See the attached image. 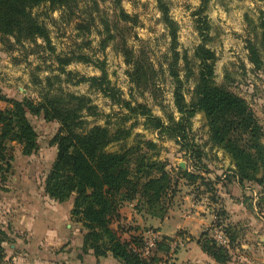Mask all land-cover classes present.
Segmentation results:
<instances>
[{"label":"rangeland","instance_id":"rangeland-1","mask_svg":"<svg viewBox=\"0 0 264 264\" xmlns=\"http://www.w3.org/2000/svg\"><path fill=\"white\" fill-rule=\"evenodd\" d=\"M167 3L171 17L178 25V51L181 55H188L195 71H197L195 50L203 42L199 27L208 22L210 29L207 32L206 44L216 52L218 58L215 67L216 83L244 98L264 131V65L258 69L251 63L247 46L250 40L256 42L264 59V29L261 28L260 19L264 2L167 0ZM122 10L131 17V20H124L121 16ZM34 14L49 29L54 51L43 40H38L37 44L29 42L18 44L13 38L0 41V87L9 99L18 101L27 99L38 103L44 99V94L50 91V88L52 93H58L62 89L67 93L86 95L93 100V104L98 106L101 113L99 117H87L89 126H105L107 121H111V127L115 129L117 125L124 123L122 118L127 114V110L100 91L91 88L90 83L76 84L81 77L102 76L101 70L94 63L75 60L66 67L67 71L74 73L71 76L72 82H69L67 75L59 70L58 57L88 55L93 61L105 62L108 78L112 86L121 91L123 99L131 101L133 105L137 103L148 105L154 115L162 117L166 122L167 114L179 119L180 114L174 103L173 81L168 72L169 58L172 56L171 38L157 0H78V6L73 10H56L44 4L35 8ZM105 22L109 23L115 37L106 48L103 44L109 34ZM124 46L133 52L136 60H140L154 72V81L148 91L142 92L131 83L128 73L132 67L126 64L122 51ZM179 69L182 78L185 79L183 60L179 63ZM195 79L193 77L186 82L188 102L191 100L190 92L195 87ZM8 106L6 102L1 103L3 109ZM28 118L38 135V151L32 156H24L20 145L16 142L8 143V150L11 151L13 159L0 162L3 167H6L8 161L13 166L7 182H0V223L7 235L13 226L15 209H19L22 202L18 196L19 191L25 185L41 191L57 156V146L52 144V140L59 132L60 123L47 121L43 116L32 114H28ZM137 120L138 124L133 128L132 136L126 143H115L108 150L117 152L121 150L122 145H126V149L141 145L144 147L142 152L147 153L152 161L168 164V169L177 183L169 214L182 215L183 218L193 215L196 219L208 217L212 224L210 223L207 228L204 226L202 234L208 232L213 237V226L219 222L223 223L218 212L224 210L228 213L226 209L231 203L234 204L233 209L237 208L239 203H236L235 199L240 197L245 200V206L249 210L252 201H256L259 206L258 219L264 224V208L260 210L259 205V202L264 200V183L245 182L242 188L238 187V179L234 176L235 165L223 149L211 143L210 127L204 113H198L192 118L190 132V138L204 152L201 162L189 160V155H186L182 146L175 140L161 137L158 131L145 128L142 117L132 118L124 125L129 128ZM145 140L158 143V149L148 150L142 142ZM181 163H184L185 169L188 168L191 173L202 175L204 180L198 179L192 184L183 178L177 173ZM196 167H200L201 170H196ZM3 175V172H0L1 178ZM262 175V172L258 174L260 178ZM209 183L210 186L207 185ZM135 205L136 203L131 209L137 211ZM239 211L231 214L239 217ZM140 215L142 218H139L143 222L138 220L139 218L129 221L125 217L123 221L121 219L113 223L112 227L124 241L136 237L143 238L151 230L157 231L156 226L147 221L144 214ZM239 223L242 224L232 225L241 242L236 241L232 247L235 248L234 253L231 252L233 249H230L231 261L233 260L234 264H248L246 258L250 259L256 253L248 247L242 248L241 243H245L248 236L253 233L251 230L253 227L246 219ZM224 226L230 227L231 224L224 222L222 227ZM174 229L175 226H172L170 230ZM182 231L184 230L180 232ZM201 231L200 228L198 233ZM172 239L173 243L175 241L178 243L174 252L166 254L155 252L154 257L160 260L155 264H180L183 256L181 251L189 236L181 235L180 238ZM6 240L4 243L6 255L0 264H11L9 252L13 238L8 235ZM230 246L231 243L224 248ZM261 260L262 258L259 259L260 262Z\"/></svg>","mask_w":264,"mask_h":264},{"label":"trees","instance_id":"trees-1","mask_svg":"<svg viewBox=\"0 0 264 264\" xmlns=\"http://www.w3.org/2000/svg\"><path fill=\"white\" fill-rule=\"evenodd\" d=\"M44 4L56 10H73L78 6V0H0V41L13 38L18 44H37L38 40H43L54 51L49 29L34 14V9ZM157 4L171 38L172 56L169 58L168 72L173 81L174 103L180 114L179 119L167 114L166 122L162 117L154 115L148 105H133L131 101L123 99L121 91L112 86L108 78L105 62L93 61L88 55L58 57L59 70L67 75L69 82H72L71 76L74 73L67 71L66 67L75 60L94 63L101 70L102 76L81 77L76 84L90 83L91 88L127 110L122 118L124 123L117 125L115 129H112L111 121H107L105 126H89L87 117H99L101 113L86 95L67 93L62 89L58 93H52L50 88L41 102L34 103L27 99H9L0 87V162L13 159L8 143L16 142L20 145L25 156H32L38 151V135L28 114L43 116L47 121H58L60 129L52 140V144L57 146V156L44 181L45 192L52 200L60 203L74 199L71 214L87 231L84 239L86 252L93 250L98 259L112 254L122 264H155L160 260L156 256L149 260L143 258L140 252L143 238L124 241L119 236L112 225L121 220V210L126 205L136 203L138 213L165 220L169 215L177 184L168 164L152 161L147 153L142 152L144 147L141 145L128 149L126 145H122L120 151L109 152L111 145L125 144L132 136L138 120L129 128L124 125L126 121L142 117L145 128L158 131L161 137L175 140L186 155H189V160L201 162L204 152L190 138V132L192 118L198 113H204L210 127V141L231 157L235 165L234 176L240 186L243 187L245 182L264 183L263 127L244 98L216 83L215 67L218 58L216 52L206 44L210 29L208 22L199 27L203 42L195 50V71L188 55H181L178 51V25L170 15L167 0H157ZM121 16L125 21L131 20L124 10ZM260 19L261 28L264 29V10L261 11ZM105 27L109 37L103 44L104 48L115 38L108 22H105ZM247 46L251 63L261 69L264 59L260 47L251 40ZM122 51L126 64L132 67L128 73L131 83L142 92L148 91L154 81V72L140 60H136L133 52L126 46ZM181 60L185 62V79L179 69ZM193 77L196 78V83L188 102L185 86ZM2 102L9 106L1 108ZM106 117L110 118L109 115ZM142 142L148 150L158 149V143L153 140ZM5 166L0 165V172L4 174L0 177V182L6 183L13 166L10 161ZM196 170L201 168L196 167ZM260 172L263 174L261 178L258 176ZM177 173L192 184L198 179L204 180L202 175L191 173L188 168L181 166ZM218 213L223 223L216 224L222 226L228 219V213L224 210ZM223 229L230 239V248L218 246L208 232H204L199 240L202 250L217 264L231 262L230 249L235 246L238 238L232 226H224ZM7 238L0 223V261L6 255L4 243ZM172 243V238L164 236L158 243L156 252L169 253Z\"/></svg>","mask_w":264,"mask_h":264},{"label":"crops","instance_id":"crops-1","mask_svg":"<svg viewBox=\"0 0 264 264\" xmlns=\"http://www.w3.org/2000/svg\"><path fill=\"white\" fill-rule=\"evenodd\" d=\"M237 185L242 188L239 184ZM19 192L18 196L22 202L20 208L15 209L13 226L8 233L13 238L9 252L11 264H122L112 254L98 259L93 250L85 251L84 239L87 231L82 223L73 219L71 214L74 206L73 198L64 203L56 202L46 194L44 185L41 191L25 185ZM235 202L239 203L237 208L233 209L234 204L231 203L226 209L229 218L226 223L231 226H240L242 223L239 222L243 219L250 222L253 233L248 236L245 243H241V246L242 248L248 247L256 253L250 259L246 258L248 264H264V224L258 219L259 206L256 201H252L251 210H249L245 206V200L240 197H237ZM259 205L262 210L264 200L260 201ZM133 206L134 204H129L121 210L122 221L125 217L129 221L142 218L137 211L131 209ZM237 210H240L239 217L231 214ZM144 216L147 221L156 226L160 236L170 238H180L181 235L189 236L181 251L183 256L180 264H216L199 245L203 227L207 228L211 225V219L209 221L208 217L196 219L194 215L183 218L182 215L176 214H169L165 220ZM138 220L143 222L140 218ZM172 226H175L174 230H170ZM200 228L202 231L198 233ZM182 229L184 231L181 233ZM237 241L241 242L239 235ZM234 249L231 252L234 253ZM229 264H234L233 260Z\"/></svg>","mask_w":264,"mask_h":264},{"label":"built area","instance_id":"built-area-1","mask_svg":"<svg viewBox=\"0 0 264 264\" xmlns=\"http://www.w3.org/2000/svg\"><path fill=\"white\" fill-rule=\"evenodd\" d=\"M214 235L213 239L219 246L228 247L230 240L222 226L214 225ZM162 241V237L157 231H148L143 237V246L140 252L144 259H151L154 257V253L157 251L158 243ZM180 245V243H179ZM178 246L177 241L171 244V251L174 252L175 248Z\"/></svg>","mask_w":264,"mask_h":264},{"label":"water","instance_id":"water-1","mask_svg":"<svg viewBox=\"0 0 264 264\" xmlns=\"http://www.w3.org/2000/svg\"><path fill=\"white\" fill-rule=\"evenodd\" d=\"M182 168H185V164L184 163H181L180 165Z\"/></svg>","mask_w":264,"mask_h":264}]
</instances>
